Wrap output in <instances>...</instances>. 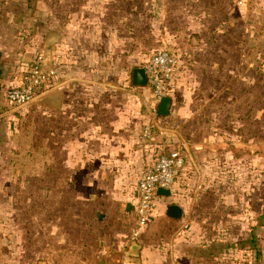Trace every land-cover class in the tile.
<instances>
[{"label": "crops", "instance_id": "0c3cea01", "mask_svg": "<svg viewBox=\"0 0 264 264\" xmlns=\"http://www.w3.org/2000/svg\"><path fill=\"white\" fill-rule=\"evenodd\" d=\"M150 1L0 0V117L9 112L6 89L21 82L35 56L57 67L58 82L21 107L33 105L47 124L42 136L33 128L34 154H47L37 167L49 170V192L39 193L48 204L32 229L33 256H14L8 228L0 226V264H119L135 224L139 172L160 152L175 151L184 165L171 194L157 195L129 264H246L240 252L246 243L193 234L205 228L188 220L189 205L195 213L210 199L217 217L227 220L234 202L239 222L247 217L243 179L253 162L257 175L263 170L264 90L250 85L255 78L241 50L208 47L215 33L203 32L216 2L182 0L178 24L193 30L177 49L181 72L169 114L158 117L161 130L144 144L141 131L154 102L147 86L132 85L131 71L152 47L151 31L146 37L149 30L139 28L150 21ZM170 204L180 207V218L166 215ZM237 229L248 226L216 224L208 231Z\"/></svg>", "mask_w": 264, "mask_h": 264}, {"label": "rangeland", "instance_id": "374dc122", "mask_svg": "<svg viewBox=\"0 0 264 264\" xmlns=\"http://www.w3.org/2000/svg\"><path fill=\"white\" fill-rule=\"evenodd\" d=\"M180 1L182 2V0L150 1L151 9L146 14L150 21L147 23L142 21L143 24H139L140 29L143 27L145 31L149 30L146 32V37L151 31L152 47L146 52L144 60L160 47H167L177 52L182 44L180 42L188 39V34L193 29L190 26L178 24L177 6ZM213 1L216 2L214 4L216 9H214L213 17L210 18L209 27L206 26L207 29L203 32L205 36L209 34L208 30L211 34L215 33L208 47L241 50L243 60L245 59L248 63V72L255 78L250 85H256L260 87L259 90H264V0ZM27 7H31V4ZM139 12L142 14L138 13V16L144 17L143 10ZM45 13L41 10L42 15ZM24 16L27 21L31 20L32 10L27 9ZM44 16H47V13ZM200 33H202L201 30ZM184 42L186 45V41ZM143 61L140 62L143 63ZM127 75V73L121 74L122 81ZM32 107L33 105H28L12 110L8 106L6 110L9 112L0 117V226L8 228L9 250L15 252L12 253L14 256H20V254L33 256L32 229L34 222L38 221V217L35 216L43 210L44 205L48 204V197L42 198L43 196H39V193L48 194L49 192V185L44 183L48 180L49 170L37 167L38 164L43 165V161L47 162V154L41 152L34 154L39 140H35L33 134L35 126L36 137L39 134L42 136V131L46 129L47 124L43 116L33 112ZM45 142L47 143V140ZM251 154L250 152L249 155ZM252 165L255 166L254 162ZM252 165L248 168L247 179H243L245 181L243 192L248 196V210L247 217L244 219L243 216L242 222L247 224L248 231L243 229V232H240V228L235 231L227 230L229 233H226V230L208 231L210 226L216 224L242 226L237 216L239 212L236 211L239 208L235 209L234 202L231 206L232 217L227 220L217 217L219 215L215 214L216 210L212 208L214 202L210 199L203 202L201 208H198L195 213L192 212L190 204L192 214L188 220L193 226L196 223V227L206 229V231L197 229L201 232H193L194 235L206 240H218L227 236L234 241L244 242L246 245L240 250L243 263L264 264V231H262L264 230V158L263 170L258 175ZM257 176L258 181H256ZM238 193H240L239 190L231 189L232 195L237 196ZM219 206L217 209H221L223 204L219 202ZM24 230H26L25 233Z\"/></svg>", "mask_w": 264, "mask_h": 264}, {"label": "built area", "instance_id": "2783aa9c", "mask_svg": "<svg viewBox=\"0 0 264 264\" xmlns=\"http://www.w3.org/2000/svg\"><path fill=\"white\" fill-rule=\"evenodd\" d=\"M142 67L154 102L152 115L141 131V141L147 144L161 130L156 105L162 97L173 96L176 79L181 72V60L177 52L160 47L145 60ZM56 75L57 67L47 63L41 55L35 56L23 72L21 82L6 89L5 99L9 108L19 109L40 94L56 88L58 85ZM183 165L184 158L178 151L169 154L160 152L141 169L134 194L135 224L129 234L127 248L122 251L119 264H129L127 261L129 246L132 241L137 240L140 230L148 224L155 208L157 190L163 188L171 191Z\"/></svg>", "mask_w": 264, "mask_h": 264}, {"label": "water", "instance_id": "95a60500", "mask_svg": "<svg viewBox=\"0 0 264 264\" xmlns=\"http://www.w3.org/2000/svg\"><path fill=\"white\" fill-rule=\"evenodd\" d=\"M131 83L134 86H140V87L147 86V79L144 72V68L142 66H136L132 68ZM171 100L172 99L170 96H164L159 100L156 108V115L158 117H165L169 114ZM157 194L169 196L171 194V191L169 189L159 188L157 190ZM166 215H168L171 218L178 219L181 216V209L177 204H170L167 206ZM137 249L138 246L136 241H132L128 250V257H127L128 262L134 261L133 257L137 253Z\"/></svg>", "mask_w": 264, "mask_h": 264}, {"label": "trees", "instance_id": "16d2710c", "mask_svg": "<svg viewBox=\"0 0 264 264\" xmlns=\"http://www.w3.org/2000/svg\"><path fill=\"white\" fill-rule=\"evenodd\" d=\"M174 94V93H173Z\"/></svg>", "mask_w": 264, "mask_h": 264}]
</instances>
